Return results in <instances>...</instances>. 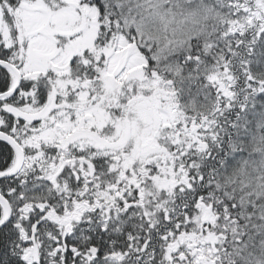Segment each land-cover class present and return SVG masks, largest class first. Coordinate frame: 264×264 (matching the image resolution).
<instances>
[{"label": "snow or ice", "instance_id": "6c2138e0", "mask_svg": "<svg viewBox=\"0 0 264 264\" xmlns=\"http://www.w3.org/2000/svg\"><path fill=\"white\" fill-rule=\"evenodd\" d=\"M0 264H264V0H0Z\"/></svg>", "mask_w": 264, "mask_h": 264}]
</instances>
